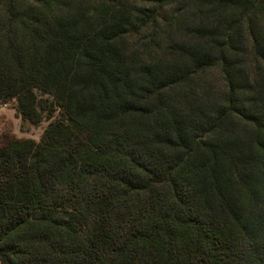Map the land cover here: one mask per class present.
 <instances>
[{"label":"trees","instance_id":"16d2710c","mask_svg":"<svg viewBox=\"0 0 264 264\" xmlns=\"http://www.w3.org/2000/svg\"><path fill=\"white\" fill-rule=\"evenodd\" d=\"M9 100L0 264H264V0H0Z\"/></svg>","mask_w":264,"mask_h":264},{"label":"rangeland","instance_id":"374dc122","mask_svg":"<svg viewBox=\"0 0 264 264\" xmlns=\"http://www.w3.org/2000/svg\"><path fill=\"white\" fill-rule=\"evenodd\" d=\"M130 44L139 50H142L138 47V42L136 39H131ZM212 82L215 83L216 76H212ZM216 84V83H215ZM37 99H50L46 94L41 93L40 91H34ZM59 117V112L54 111L53 115L50 118H46L42 115L41 120L32 124L25 120H22L15 109L14 100H9L6 102L0 103V136H11L16 139H32L35 142H38L43 129L46 127L49 121H52Z\"/></svg>","mask_w":264,"mask_h":264}]
</instances>
